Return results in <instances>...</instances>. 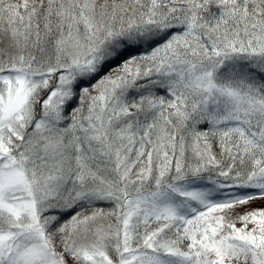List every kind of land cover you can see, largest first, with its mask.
Listing matches in <instances>:
<instances>
[{
	"label": "snow or ice",
	"instance_id": "snow-or-ice-1",
	"mask_svg": "<svg viewBox=\"0 0 264 264\" xmlns=\"http://www.w3.org/2000/svg\"><path fill=\"white\" fill-rule=\"evenodd\" d=\"M0 264H264V0H0Z\"/></svg>",
	"mask_w": 264,
	"mask_h": 264
}]
</instances>
